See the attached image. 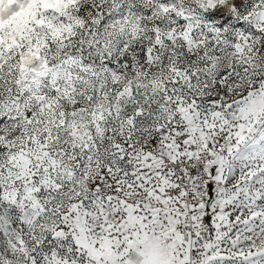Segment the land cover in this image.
Segmentation results:
<instances>
[{
    "label": "snow or ice",
    "instance_id": "1",
    "mask_svg": "<svg viewBox=\"0 0 264 264\" xmlns=\"http://www.w3.org/2000/svg\"><path fill=\"white\" fill-rule=\"evenodd\" d=\"M0 264H264V0H0Z\"/></svg>",
    "mask_w": 264,
    "mask_h": 264
}]
</instances>
